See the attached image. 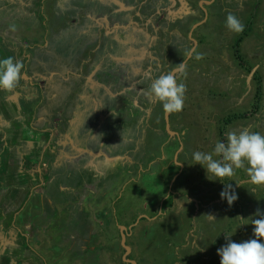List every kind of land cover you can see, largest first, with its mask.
<instances>
[{
  "label": "crops",
  "instance_id": "0c3cea01",
  "mask_svg": "<svg viewBox=\"0 0 264 264\" xmlns=\"http://www.w3.org/2000/svg\"><path fill=\"white\" fill-rule=\"evenodd\" d=\"M93 2L94 6H91V10L94 9L95 12L89 17V3ZM150 2L154 0H149L148 3ZM201 2L202 0L199 1V5ZM8 3L12 4V8L7 7ZM58 4H61V7H58ZM184 6L185 4L182 3V8ZM201 7L207 10L203 4ZM133 10L134 3L129 4L127 0H40V2L39 0H0V58L11 56L23 63L16 87L12 91L0 89V141L3 138L7 140L12 138L9 143L5 139V145L10 147L15 139V149L17 152L19 149L18 163L22 166L26 158L34 162L32 167L30 165L32 169L29 171L36 172L31 173L29 183L22 178L17 180L20 192L16 191L14 196L16 210L7 217L12 225L5 224V227H2L3 232L0 235L5 236L4 251L9 250L11 255L12 252L18 255L23 249L22 238L19 242H15L4 235L10 230L11 234L18 237L15 234L13 224L15 223L16 226H22L24 235L32 233L35 236V249L43 251L46 259L49 260L47 253L52 252L50 242L53 237H50L48 225H50L49 219L54 217L60 221L61 234L56 236L67 235L65 239L67 243L62 240L63 237L59 238V241L67 244L65 247H68L70 253L80 252V255L65 262L76 264L82 260V256L95 259V255L90 253L87 247L92 245L93 239L96 240L93 242L94 245L99 243L104 245L101 244L99 236L103 237V232H107L118 237L119 243H113L114 249L120 252L121 258L118 262L128 264L123 260L125 248L121 244V228L124 227L126 232L129 231L125 242L129 245L131 259L136 264H150V262L162 264L161 261L166 253L173 249L168 245L163 248L157 246L156 242L160 241L158 234H162L163 231L157 229L160 228L159 224L175 223L172 229L178 234H184L185 231H190L192 220L195 222L198 219V213L195 212L198 206L191 198L196 188H190L181 180H178L177 186L174 182L183 175L186 177L187 170H197L198 164H194L193 160L188 161V164L185 163L182 149L186 136L190 140V143L188 142L190 147L197 151L193 139L198 137H194V133L195 136L200 137L207 123V127L210 125V114H207V110L198 111V107H206L204 103H208L207 99L204 98L202 103L201 99L198 100L199 96H196L192 101L188 100L187 110L172 113L175 116L173 124L180 125V128L172 129L174 135H167L168 143L161 147L157 162L141 165L138 160L142 155H148L149 149L140 145L137 149L140 153L136 154L132 148V163L120 184L118 177L124 166L120 163L121 157L118 151L114 158H110L98 155L100 151L98 148H93L90 152L86 149L81 150L75 146L67 130L70 122L77 126V123L80 125L82 122L81 118L86 119L84 113L75 118L70 114L73 108L76 110L84 106L86 104H83L84 100L92 99L88 96L87 85H82L83 78L97 74L131 77L138 68H145L148 57L146 49H143L141 44L148 43L152 37L141 27L151 28L148 24L145 25V22L142 23L141 19L135 18ZM136 31L140 32L143 38L137 40ZM120 42H123L124 46H121ZM138 42L139 47L136 50ZM5 44L15 47L16 51L9 54L3 48ZM189 59L190 56L183 62L186 64ZM71 74L78 76L73 83L65 77ZM124 81L123 78L122 82ZM42 96L45 98L46 109L43 107L40 116L34 121L31 117L23 118L20 110L23 105L25 106L23 101H26V105L32 106L33 103L39 102ZM194 99L198 102L195 103ZM224 114H220L219 118L221 119ZM31 122L44 129L42 132H36L39 134L37 137H40V134H51V139L45 143L44 141L39 143L37 139V142L33 143L23 137L24 135H21L23 129L28 130L27 125ZM64 122L66 124H63ZM53 125L58 129L57 132ZM59 125H64L62 131L59 130ZM212 127L214 129L209 135L205 133L200 137L204 141L203 145V141L201 142L202 147L210 152L215 141L210 143L208 136L215 132L217 138L221 136L216 125L213 124ZM90 133L86 130L83 132L84 140L93 139ZM26 134L30 136L33 132L28 134L26 131ZM57 134H60L58 140L62 138L61 145L55 142ZM23 138L28 142L25 143ZM169 138L172 139L170 142ZM172 144L174 149L180 146L176 152L174 151L173 156V150L169 148ZM129 153L130 150L124 155ZM10 154L15 155V152ZM176 154H178L177 158H175ZM170 157L173 162L172 168L178 172L174 174L170 183L165 184L166 176L162 178L161 172L157 175L156 170H163L159 167L160 163H165L171 159ZM15 159L9 161L5 158L4 164L15 166ZM48 165L51 168L50 173ZM202 169L200 168V171ZM45 182L52 183L53 190L50 191V197L45 193ZM60 185H66V189L56 192V188ZM25 187L29 189L28 192L24 190ZM41 188L42 194L39 192ZM85 188H90L88 196L97 199L95 204L85 195L87 190ZM183 191H189L191 195L183 197ZM78 193H81V196L78 197ZM115 193L116 197L112 200L111 197ZM50 200L53 204H50ZM144 200L150 202L151 209L145 208ZM25 205L26 211H23ZM188 218L190 225L186 227ZM220 219L222 220L223 217ZM218 228L214 227L213 231L218 232L219 235L221 232ZM162 236L164 238L165 235ZM16 244L20 246L17 248ZM153 247L158 250L153 251ZM2 251L0 250L1 253ZM102 254L103 260L117 263L115 256L114 260L111 258L110 252L102 251ZM11 255L7 259L0 257V264H21L17 256L13 263ZM151 256L153 259H150Z\"/></svg>",
  "mask_w": 264,
  "mask_h": 264
},
{
  "label": "rangeland",
  "instance_id": "374dc122",
  "mask_svg": "<svg viewBox=\"0 0 264 264\" xmlns=\"http://www.w3.org/2000/svg\"><path fill=\"white\" fill-rule=\"evenodd\" d=\"M148 1L127 0L129 4L134 3L133 13L135 18L141 19L142 23L145 22V25L148 24L151 28L141 27L146 34L152 37L148 43L141 44L142 48L146 49L148 57L145 68H138L131 77L117 74H97L83 78L82 85H87L88 96L92 99L84 100L83 104H86L76 110L73 108L70 114L72 118H75L84 113L86 119L81 118L82 122L80 125L77 123V126L72 125V122H70L67 129L75 142V146L81 150L86 149L90 152L91 149L98 148L100 150L98 155L109 156L110 158H114L118 151L119 157H121L120 163H123L124 166L121 168V173H119V184L125 179L126 171L131 166L132 148L136 151V154L140 153L137 151L140 145H143V148H148V155H142L138 162L141 165L148 162L152 164L157 162L161 147L168 143L162 106L145 94L146 89L151 83L152 77L171 72L179 66V63L187 59L189 56L187 53L194 44L189 33L193 26L203 20L205 16V12L199 5L200 0H154V3H157L155 6H149ZM68 3L70 4L69 1ZM182 3L185 4L184 8H182ZM89 4L90 11L88 13L90 17L95 10H91L94 2ZM203 5L207 9L208 16L192 33V37L198 41L195 51L202 54V58L196 60L193 55V58L190 57L187 61L185 71L177 73V82L185 85L184 106L181 112L188 109L186 108L188 100L192 101L196 96H199L198 100L201 99L202 103H204V98L208 100V103H204L206 104L205 108L198 107V111L201 112V109L207 110V114H210V125L207 127V123L200 137L205 133L209 135V132L211 133L214 129L213 124L216 125L221 134L218 138L216 136L217 132L208 136L210 143L225 139L228 130L238 131L242 128H250L253 131L264 133V0H213L209 4L203 3ZM7 7L12 8V4L8 3ZM230 12L242 21L244 24L243 31L233 33L224 26L225 17ZM137 33V40L143 38L140 32ZM120 45L122 46L123 42H120ZM138 47L139 42L135 49L137 50ZM3 48L9 54L16 51L15 47L8 44H5ZM117 48L119 49V47ZM136 54L138 53L136 52ZM65 77L73 83L78 76L71 74ZM123 78L125 79L124 82H122ZM198 100L194 99V102L197 103ZM45 103L44 96L39 102L33 103L32 106L26 105V101H23L25 106L23 105L20 108L23 118L28 119V117H31L34 121L40 116L42 110L46 109ZM194 108H196V105ZM220 114H224L221 119L219 118ZM223 119L224 122L222 123ZM27 126L29 127L28 130L24 128L21 135H24L23 137L29 139L30 142L36 143L38 139L39 143L41 141L45 143L51 139V134H40V137H37L39 134H36V132H42L44 129L33 125L32 122ZM63 126L59 125L60 131L63 130ZM172 127L173 129L180 128V125H173ZM55 130L58 131L57 128ZM85 130L91 132L93 139L84 140L83 132ZM26 131L28 134L29 132H33V134L28 136ZM58 135L60 134H57L55 142L61 145L62 138L58 140ZM194 137H198L193 139L197 151L210 152L202 147L204 141L199 136H195L194 133ZM5 139L3 138L0 141V234L3 232L2 227H5V224L12 225V222H8L7 217L16 210L14 196L16 191L20 192V187H17V180L22 178L29 183L31 173H36L29 171L30 165L32 167L34 162L24 158L22 166L18 163L19 149L18 152L15 149V139L11 142L10 147L5 145L7 140ZM11 139L7 140L8 143ZM26 139L23 138L25 143L28 142ZM171 140L169 138V142ZM184 141L182 158L188 164V161H192L191 153L194 150L190 147V140L186 136ZM170 146L169 148L173 150V156L174 151L176 152L180 146L176 149H174V144ZM129 150L130 153L124 155ZM11 152H15V155L10 154ZM5 158L9 161H14L16 158L15 166L4 164ZM170 158L165 163H160L159 167L163 170H156L157 175L161 172L162 178L166 176L165 184L170 183L174 174L178 172V170L172 168V157ZM200 168L202 167L198 164V171L187 170L185 172L186 177L183 175L180 179L176 178L177 181L174 182V185L177 186L178 180H181L190 188H196L193 195L189 191L182 192L183 197L191 195L193 202L198 206L195 211L198 213V219L195 222L192 220L190 231L187 230L184 234H178L172 229L175 223L173 225L159 224L160 228L156 226L158 230L162 229V234L165 235L163 238L162 234H158L159 240L162 242L157 241V246L163 248L168 245L169 248L173 249V251L166 253L165 258L161 261L162 264H219L216 249L225 243L224 235L235 231L231 239L234 241L246 239L251 234V225L238 228L241 217L250 216L258 207L264 212V186L255 187V190H253V186L246 182L248 177L243 168L235 170L233 177L224 178L221 182L208 180L204 170L200 171ZM48 169L50 173V166ZM124 172L125 174H123ZM53 178L57 180V178ZM223 183H231L237 194V199L230 206L219 195L224 187ZM65 186L60 185L56 188V192L66 189ZM44 188L45 193L50 197V191L53 190L52 183L45 182ZM85 189H87L85 191V195H87L90 188ZM24 190L29 189L25 187ZM42 191L41 188L40 194H42ZM77 196H81V193H78ZM115 197L116 193L111 197L112 200ZM93 198L94 196H88V199H92L91 202L95 204L97 199L94 198V200ZM50 204H53L51 200ZM144 204L145 208L150 207L151 209L149 201L144 200ZM26 205L23 211H26ZM195 212L193 215H195ZM209 215H212L215 219H210ZM221 217H223L222 220ZM187 221L186 227L190 225L189 218ZM49 222L50 237L55 238H52L50 242L53 249L51 253H47L49 260L46 259L47 257L43 251L35 249V236L32 233L24 235L21 230L22 226H16L15 223H13L16 230L15 234L18 237L11 234L10 230L8 234L4 233V235L15 242H19L22 238L23 249L18 255L14 252L11 255L9 250L8 254L6 250V252L4 251L5 236L0 235V250H3L2 253L0 252V257L3 256L7 259L11 255L14 263L17 256L21 264H75V262H65V260L69 261V258L80 255V252H73L72 254L69 252L68 247H65L67 244H64L63 241L67 243L65 240L67 235L62 236L63 239L61 236H56L61 234L59 233L60 221L52 217ZM196 224L197 227H195ZM214 227L221 232L219 235L218 232L213 231ZM59 238L63 241H59ZM151 238H153V233H151ZM99 239L101 244L104 245H100V243L94 245L93 242L96 240L93 239L92 245L87 247L89 252L95 255V259L90 258V256L89 259L82 256V260L76 264H114L110 260H103L102 251L110 252L111 258L114 260L115 256L116 264H120L118 262L121 258L120 252L114 249L113 246V243H119L118 237L103 232V237L99 236ZM15 246L18 248L20 245L16 244ZM155 250L158 249L155 247L153 251ZM82 252L84 253V251ZM150 259H153L152 256ZM150 264L153 263L150 262Z\"/></svg>",
  "mask_w": 264,
  "mask_h": 264
},
{
  "label": "clouds",
  "instance_id": "9594fccd",
  "mask_svg": "<svg viewBox=\"0 0 264 264\" xmlns=\"http://www.w3.org/2000/svg\"><path fill=\"white\" fill-rule=\"evenodd\" d=\"M224 26L233 33L244 28L242 21L231 12L226 15ZM187 55H194L196 60L202 58L195 49ZM185 67V62H182L178 69L152 77L146 89L145 94L161 104L164 114L178 113L184 106L185 85L177 82V73H183ZM22 68L20 60L11 56L0 58V89L12 91L20 79ZM191 159L203 168L210 181L221 182L224 178L233 177L235 170L243 168L248 177L246 182L253 186V190L264 186V133L259 131L250 128L228 130L225 139L214 142L211 152L193 151ZM223 185L219 195L230 206L237 199V194L231 183ZM209 218L215 219L212 215ZM245 225H251V234L246 239H231L235 231L224 235L225 243L216 249L219 264H264V212L258 207L250 216L241 217L238 228Z\"/></svg>",
  "mask_w": 264,
  "mask_h": 264
},
{
  "label": "water",
  "instance_id": "95a60500",
  "mask_svg": "<svg viewBox=\"0 0 264 264\" xmlns=\"http://www.w3.org/2000/svg\"><path fill=\"white\" fill-rule=\"evenodd\" d=\"M212 1H213V0H202V2L200 3V6L203 4V2H205V4H209V3H211ZM203 11L205 12L204 19H203L202 21L196 23V24L193 26V29L191 30V32L189 33V34H190V38L193 40V43H194V44H193V47L191 48V50H192V49H195L196 46H197V44H198L197 40L194 39V38L192 37L193 30H194L196 27H198L201 23H203V22L206 20L207 16H208V14H207V10H205V9L203 8ZM188 57H189V56H188ZM178 68H179V67L174 68L173 70L178 69ZM173 70H172V71H173ZM169 115H170V114H165L166 130L168 131V133H169L170 135H174L175 133H174V132L171 130V128H170ZM177 156H178V154H176L175 158H177ZM176 162H177V161H176ZM177 163H178V162H177ZM121 236H122V242H121V244H122V246H123L124 248H126V252H125L124 257H123L124 261H125V262H130L131 264H136V262H135L134 260H132V259H127V258L125 257V256L130 252V247H129V245L126 244V242H125V239H126L127 234H126V228H124V227L121 228Z\"/></svg>",
  "mask_w": 264,
  "mask_h": 264
},
{
  "label": "flooded vegetation",
  "instance_id": "af4514ba",
  "mask_svg": "<svg viewBox=\"0 0 264 264\" xmlns=\"http://www.w3.org/2000/svg\"><path fill=\"white\" fill-rule=\"evenodd\" d=\"M155 4H157V3H154V2H150L149 3V6H155ZM162 8V7H161ZM179 67V66H178ZM177 68V67H176ZM172 72V71H171ZM175 118V116H173L172 114H170L169 115V123H170V128H171V130L173 129V122H174V119ZM164 121H165V114H164ZM165 127H166V123H165ZM182 131V130H181ZM166 133L168 134V135H170L169 133H168V131L166 130ZM181 145V144H180ZM129 233V231H127L126 232V234H128ZM127 244V243H126ZM126 252V248H125V251H124V253ZM127 259H131V254H130V252L125 256ZM124 260V259H123ZM126 263H128V264H131L130 262H126Z\"/></svg>",
  "mask_w": 264,
  "mask_h": 264
},
{
  "label": "trees",
  "instance_id": "16d2710c",
  "mask_svg": "<svg viewBox=\"0 0 264 264\" xmlns=\"http://www.w3.org/2000/svg\"><path fill=\"white\" fill-rule=\"evenodd\" d=\"M230 121V119H228Z\"/></svg>",
  "mask_w": 264,
  "mask_h": 264
}]
</instances>
